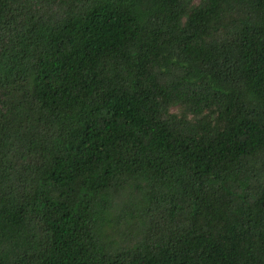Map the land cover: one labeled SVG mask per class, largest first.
Returning <instances> with one entry per match:
<instances>
[{"label":"trees","instance_id":"trees-1","mask_svg":"<svg viewBox=\"0 0 264 264\" xmlns=\"http://www.w3.org/2000/svg\"><path fill=\"white\" fill-rule=\"evenodd\" d=\"M0 264H264V0H0Z\"/></svg>","mask_w":264,"mask_h":264},{"label":"rangeland","instance_id":"rangeland-1","mask_svg":"<svg viewBox=\"0 0 264 264\" xmlns=\"http://www.w3.org/2000/svg\"><path fill=\"white\" fill-rule=\"evenodd\" d=\"M125 200H128V198L127 199H125ZM129 201V200H128Z\"/></svg>","mask_w":264,"mask_h":264}]
</instances>
